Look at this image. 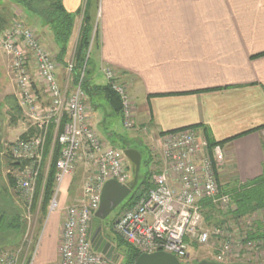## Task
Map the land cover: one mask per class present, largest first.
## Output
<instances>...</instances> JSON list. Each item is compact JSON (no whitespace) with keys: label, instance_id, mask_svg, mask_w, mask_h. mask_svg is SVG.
I'll return each instance as SVG.
<instances>
[{"label":"crops","instance_id":"obj_1","mask_svg":"<svg viewBox=\"0 0 264 264\" xmlns=\"http://www.w3.org/2000/svg\"><path fill=\"white\" fill-rule=\"evenodd\" d=\"M62 1L67 12H81L62 62L49 29L38 19L26 20L56 61L59 86L70 93L74 85L65 68L75 55L88 0ZM11 2L6 11L17 12ZM91 3L98 45L91 52V57L96 52V63L90 68V83L107 86L103 71L113 70L127 88L134 110V129L129 131L106 101L101 99L98 108L88 102L103 144L115 147L126 140L159 152L163 134L195 129L221 143L224 163L219 182L225 191L259 180L264 175V0ZM4 6L0 3V12ZM79 166V171L90 173L86 160ZM72 183L70 175L59 187L58 208L46 216L35 264L60 261L66 208L78 197Z\"/></svg>","mask_w":264,"mask_h":264},{"label":"built area","instance_id":"obj_2","mask_svg":"<svg viewBox=\"0 0 264 264\" xmlns=\"http://www.w3.org/2000/svg\"><path fill=\"white\" fill-rule=\"evenodd\" d=\"M0 50L10 59L21 110L41 133L45 132L43 137L19 138L6 145L12 163L21 169V173L15 171L11 175L27 199L29 209L51 124L59 127L64 117L68 119L58 137L62 146L57 163L58 189L49 213L58 208L59 187L83 160L95 170L85 184V200L66 208L58 264H117L116 259L109 260L94 251L91 224L100 208L106 182L115 180L128 185L130 167L124 151L106 147L93 127L88 97L81 87L84 74L72 92L61 89L56 78V61L40 43L35 30L22 22H16L0 34ZM74 65L73 61L68 65L70 78ZM103 73L108 85L120 97L125 128L133 129V102L127 88L113 70L105 69ZM40 87L49 100L46 107L37 93ZM160 149L163 168L154 175L152 189L117 219L116 235L137 248L140 255L165 252L174 255L181 264H187L193 244L206 246L211 237L223 242L215 263L234 264L238 259L245 262V258L248 261L258 258L264 249V240L245 243L247 234L254 230L246 219L213 229L206 222L210 206L226 212L236 210L233 195L219 182V168L224 163L221 146L210 150L202 133L186 129L164 134ZM38 243L29 260L27 256L23 258L22 251L0 253V264H35Z\"/></svg>","mask_w":264,"mask_h":264},{"label":"rangeland","instance_id":"obj_3","mask_svg":"<svg viewBox=\"0 0 264 264\" xmlns=\"http://www.w3.org/2000/svg\"><path fill=\"white\" fill-rule=\"evenodd\" d=\"M10 0H0V3H3L5 5L4 7H1L3 12H0V34L5 31L6 29H9L12 25H14L16 22H22L29 27L33 28V26L26 20V16H28L20 6L15 4V7H17V12L14 11H6V3L9 2ZM12 1V0H11ZM12 3V2H11ZM9 9V8H8ZM22 10V11H21ZM14 12V13H13ZM38 37V33H37ZM39 39V37H38ZM52 56V55H51ZM95 58H96V52H93V55L91 57L90 61V68L92 66H95ZM74 61V56L73 58L69 59L68 64L66 66V74L68 80L69 78V72H68V65ZM70 86V85H68ZM37 93L40 97L41 104L46 107L49 105V100L47 98V95L45 94L44 90L40 87L37 88ZM42 94V95H41ZM7 98V100L4 101V99ZM18 89L16 82L13 79V75L11 72V62L10 59L0 50V103L2 102H9V105H19L18 103ZM20 101V100H19ZM89 102V100H88ZM90 103V102H89ZM88 103V104H89ZM8 107V106H7ZM20 107V106H19ZM5 112H7V117H5V124H4V129H5V145L10 144L17 138H22V135L24 134L25 129H27L29 126H32V130H34V133L32 137L38 138V137H43L45 135V132H42L39 130L37 126H34L32 122H30V119L26 117L24 112L22 111L21 114L16 113L14 110H9L5 108ZM91 114V113H90ZM134 114V111H133ZM91 117V115H90ZM112 118V117H110ZM117 118V117H116ZM115 118V119H116ZM118 119V118H117ZM112 120H110L111 122ZM120 121V120H119ZM122 124H123V118H122ZM123 127L125 130H127L123 124ZM58 128L57 127L52 133V139H53V145L50 146V154L47 156V158H44L43 156V163L42 167L37 175V181H36V190L35 194L33 197V201L31 204V208L29 209V204L27 203V199L20 193V191L17 188V184L15 182L14 187H10L9 180L12 179L14 181L15 178L12 177L11 174L8 178V183L10 187V192L13 197V204L15 205V208L17 210V213L19 214V218L21 220L23 229L22 232L19 234H14V232H11L7 235H5L0 241V253H15L22 251L21 255L23 258L27 256V259H30V256L32 255V252L34 250V246L38 240L40 231L43 227L44 221L46 219V216H43L41 213V207H42V200H43V193H44V186L46 183V180L48 178L49 170L51 168V155L54 153V145H55V140L58 139L59 134H58ZM134 129V128H133ZM129 131L132 129H128ZM43 131V130H42ZM49 129L47 132V136L45 139V146H44V155H45V150H46V144H47V139L49 136ZM100 132V130H99ZM103 134V131H101ZM121 138V137H120ZM15 142V141H14ZM128 143H122L119 144L118 146H115L114 148L119 149V150H136L139 152L141 155V167L138 172L136 173V167L135 165L128 160L129 167H130V180L128 183V186H133L134 180L136 176H138L137 184L135 185L133 189V194L136 195V193H139L141 190L139 188V181L140 178H142L147 172V167L145 166V162L148 160H151V164L149 167V172H150V184H152L154 180V175H158L160 170L163 168V162L162 158L160 159L161 155V149L159 148V152L157 154L152 150L151 148H147L143 146L142 144H131L129 141ZM7 148V146H6ZM61 158V157H60ZM159 158V159H158ZM60 160V159H59ZM58 160V161H59ZM58 163V162H57ZM33 167V165H30ZM75 170V172L72 174L73 176V189L77 191L78 197H77V202L72 203L78 204L81 201L85 200L84 196V187L85 184L87 183V180L89 176H91L93 173H95V170L93 168L87 167V169L90 168V173H85L83 171H79L78 168ZM20 172L21 169L14 170V172ZM13 172V173H14ZM21 173V172H20ZM40 176L44 178L43 180V187L40 189L37 188L38 183H39V178ZM146 182V179L142 181L144 184ZM79 188V189H78ZM235 189L233 191L240 190V187H234ZM58 186L56 184V191L57 192ZM78 189V190H76ZM40 192V194H39ZM37 194L39 196L37 197ZM56 194V193H55ZM55 195L53 196L49 208H48V213L50 212V207L53 202ZM129 208L125 206L121 210H117L114 213H112L106 220L103 222H97L93 221L91 224V234L92 237L96 235V233L100 232V234L108 240L112 245L113 243L110 241L111 238H113V234L116 235L114 231V224L117 221V219L120 217L121 214H123L125 211H127ZM234 212H229V211H224L222 208H215L212 212L209 210L208 213L206 214V218H211L210 222L207 223L208 227L210 229H213L217 226H222L225 223H234L235 221H238L237 219H234V216L231 215ZM29 218V219H28ZM246 219V222L253 224L254 222H259L264 219V216L261 212H257L249 217L244 218ZM118 236V235H116ZM235 238V237H234ZM5 239V241H4ZM263 242V241H262ZM223 242L221 240H216L215 238L211 237V240L208 245L206 246H199V245H194L189 249L190 257L187 260V264H197L202 261H209V262H216V256L218 253V249L221 248ZM114 246V245H113ZM115 247V246H114ZM262 252L260 253L258 258H253L250 259L249 261L247 258L245 262H238L241 259H238L237 261H233L234 264H264V249L261 250ZM255 253V252H254ZM249 254H252L249 253ZM21 256V259H23ZM115 259L117 258V254H114ZM254 256V255H253ZM263 256V257H262ZM117 264H121L120 259H116Z\"/></svg>","mask_w":264,"mask_h":264},{"label":"trees","instance_id":"obj_4","mask_svg":"<svg viewBox=\"0 0 264 264\" xmlns=\"http://www.w3.org/2000/svg\"><path fill=\"white\" fill-rule=\"evenodd\" d=\"M13 3L20 6L23 11L31 18H35L41 21L44 27H47L52 33L56 45L59 47V61H63L67 53V47L71 39L74 22L77 15L67 12L63 5L62 0H12ZM92 6L91 0L87 1L85 11L83 13V22L79 33V40L77 43L76 52L74 55V68L71 74L72 83L77 86L80 81L82 74V90L88 97L90 105L92 107H100V101L103 99L106 101L114 113L122 117V104L120 97L112 88L107 85L105 87L95 86L90 83V59L93 47L98 45V31L95 28L94 20L90 15V8ZM11 109L16 113L21 114L22 110L19 105H12ZM68 119L64 117L58 128V134L60 135L63 131L65 124ZM56 129L55 124H51L49 127V136L47 139L46 150L44 158L50 154V146L53 145L52 133ZM186 130V129H185ZM34 133V130L30 129L28 133L22 135V140H27ZM164 135V134H163ZM162 135V136H163ZM205 137L207 139L209 149L212 150L216 146H220L221 143L214 142L211 140L205 132ZM54 153L51 155V168L49 170L48 178L44 186L43 200L41 213L43 216H47L48 208L50 202L55 195L56 191V174H57V162L61 157L62 146L59 140H55ZM125 144L128 142L123 140ZM151 160L145 162L147 167V172L144 176L140 178L139 188L140 192L134 195L133 199L129 200L126 205L127 208H131L135 205L138 199L152 189V184H150V172L149 167ZM146 179L143 184L142 181ZM43 176L39 178V183L37 188L43 187ZM10 187L15 186V181L10 179ZM233 195V201L236 206V210L233 214L234 219H243L249 217L257 212H261L264 216V175L257 181L240 186V190L237 191H227ZM40 194V192H39ZM37 194V197L39 196ZM210 211L214 210V207H209ZM211 218H206V222L209 223ZM254 230L247 234L245 243L248 241H261L264 240V219L259 222L253 223ZM23 226L19 218V214L13 212L11 214H0V241L2 238L14 232V234H19L22 232ZM5 241V239H4ZM115 246V254H117L116 259H120L121 264H134L136 259L139 257L140 253L137 248L125 242L121 237L113 234V238L110 240ZM194 246V245H193Z\"/></svg>","mask_w":264,"mask_h":264},{"label":"water","instance_id":"obj_5","mask_svg":"<svg viewBox=\"0 0 264 264\" xmlns=\"http://www.w3.org/2000/svg\"><path fill=\"white\" fill-rule=\"evenodd\" d=\"M125 156L136 167V173L138 174L141 167V155L136 150L124 151ZM138 176L134 180L133 186L123 185L115 180L106 182L103 187L101 196V205L95 215V221L103 222L106 220L111 212L126 198L129 197L137 184ZM92 247L95 252L104 255L109 260H115V247L106 240L100 232L92 239ZM134 264H181L179 260L172 254L165 252H157L153 254H141L136 259ZM197 264H218L215 262L202 261Z\"/></svg>","mask_w":264,"mask_h":264},{"label":"flooded vegetation","instance_id":"obj_6","mask_svg":"<svg viewBox=\"0 0 264 264\" xmlns=\"http://www.w3.org/2000/svg\"><path fill=\"white\" fill-rule=\"evenodd\" d=\"M7 100V98L4 99V101ZM8 106V107H7ZM5 108L11 110V106L9 105V102H2L0 103V214H11L13 212H16L15 205L13 204L12 200L13 197L10 192V187L8 183V176L9 174H12L15 169H17V166L12 163V158L6 148L5 145V117H7V112H5ZM134 194L131 192L128 198H126L122 203H120L112 212L114 213L118 209L121 210L124 208L129 200L133 199ZM110 214V215H111Z\"/></svg>","mask_w":264,"mask_h":264}]
</instances>
